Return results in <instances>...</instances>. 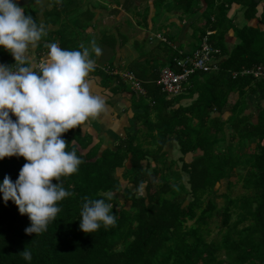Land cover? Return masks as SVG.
Returning a JSON list of instances; mask_svg holds the SVG:
<instances>
[{
    "label": "trees",
    "instance_id": "obj_1",
    "mask_svg": "<svg viewBox=\"0 0 264 264\" xmlns=\"http://www.w3.org/2000/svg\"><path fill=\"white\" fill-rule=\"evenodd\" d=\"M34 1L28 0V6ZM175 1L183 3L177 8L181 19L200 14L202 26L192 25L193 37L198 35L200 44L205 38L218 51L217 71H195L176 96L155 84H144L145 95L137 96L123 80L95 68L112 93H130L125 138L103 148L100 142L91 146V137H81L80 128L63 134L74 141L67 150L74 146L82 163L77 172L60 178L72 195L58 202L61 211L40 235H26L27 215L0 196V264H264V77L239 75L257 65L264 72V33L238 29L227 16L229 6L236 4L245 8L249 20L256 4L205 0L207 8L198 13L196 0ZM66 4L67 12L88 18L78 1ZM47 12L45 23L56 25L59 10ZM228 30L239 39L229 49L223 41ZM70 41L62 37L59 44L65 47ZM169 43L163 44L168 51L164 63L156 64L178 72L173 60L182 56L176 43ZM10 62L11 54H0V64ZM231 72L238 74L233 78ZM171 141V148H178L176 159L165 150ZM24 163L23 157L0 160V182L6 175L14 182ZM222 182L226 191L219 194ZM236 185L240 191L233 195ZM85 198L111 203L116 223L83 233L79 219ZM215 219L218 231L213 235ZM25 247L31 261L20 255Z\"/></svg>",
    "mask_w": 264,
    "mask_h": 264
},
{
    "label": "clouds",
    "instance_id": "obj_2",
    "mask_svg": "<svg viewBox=\"0 0 264 264\" xmlns=\"http://www.w3.org/2000/svg\"><path fill=\"white\" fill-rule=\"evenodd\" d=\"M45 34L19 0H0V48L14 60L11 66L0 64V160L15 156L25 161L14 182L7 175L0 182V196L27 215L26 235L46 232L61 211L58 202L72 195L60 178L77 172L82 160L74 146L67 150L74 141L63 134L106 111L105 98L91 91L87 79L97 66L93 54L99 57L101 47L92 42L90 48L69 50L49 43L46 58L34 70L25 63L26 52ZM116 220L111 203L85 198L79 229L90 234ZM20 255L32 259L27 247Z\"/></svg>",
    "mask_w": 264,
    "mask_h": 264
},
{
    "label": "crops",
    "instance_id": "obj_3",
    "mask_svg": "<svg viewBox=\"0 0 264 264\" xmlns=\"http://www.w3.org/2000/svg\"><path fill=\"white\" fill-rule=\"evenodd\" d=\"M21 1L24 3L20 6H27L30 10L29 14L33 15L32 17L35 22L38 25L42 24L48 32H46L48 34L47 40L38 41L35 46L30 45L28 51L26 52V61L29 65L34 67L37 63L41 61L43 62L46 58L49 51L47 47L49 43L55 42L61 47L59 42H61L62 37L60 35L55 36L54 31L57 29L56 25H47L45 23V18L43 17L45 14L43 12L46 9L45 7L40 8L38 5L39 9L35 7L34 9L30 8L31 6L33 7L36 5L39 0H35L30 6H28V0ZM45 1L47 0H42V2ZM76 1H78L79 9H81L80 12L85 13L88 16V18L85 17L86 22L84 21V23L80 24L85 27V30H83L84 33L86 32L87 37H94L102 49V54L99 57H96L93 54V58L96 60L97 70H100L107 75H114L113 72L115 70H120V68H115L116 64L119 65V63H121L119 67L125 68L124 70L131 71L136 78L140 80L139 82L144 91L143 95H145L143 85H157L160 70L163 67H167V65L158 67L157 65L159 64H155L154 60L156 59L157 63H164V59L168 55L167 47H164L161 42L154 39V33H151L154 27L161 25V21L153 23V20L158 18L155 15V10L159 11V16H161L160 18H164L171 28V30L170 28H167L166 30L161 28L159 31L155 32V35L160 34L167 41L171 42V34L177 31L178 40L176 47L188 56H191L193 51L197 49L200 44V41L197 39L198 35L193 37L195 31L194 29H191L192 25H198V27L202 26L200 14L194 15L192 18L181 19L180 16L182 15L177 8L181 7L183 3L178 4L175 0ZM208 1L213 2L216 5L221 4L220 0ZM195 2L196 7L200 10L198 13H201L207 8L205 0H196ZM155 5L157 6L156 9ZM57 7L61 8L59 5ZM63 8L67 11L68 5L66 4ZM244 11L245 8L239 5L231 4L229 6L227 16L232 25L238 29L243 27L255 28L264 33V0L256 5V13L249 20L245 19ZM37 16L41 18L39 19ZM146 31H150L148 36H146ZM207 33L211 32L208 31ZM113 40L116 43H114ZM145 41L150 43L154 42V46L146 53H143L144 51L142 49L144 47L142 44ZM223 41L227 49L239 43V39L235 37L232 30L225 32ZM108 42L112 43L113 47H116V52H113L115 63L111 68L105 67L106 63L103 62L102 57L104 47L107 48L105 43ZM37 46L41 47L42 50L43 55L40 57H38L36 53ZM62 48L69 50L76 49L71 44ZM34 70H36L35 67ZM87 79L90 83L91 91L94 94H98L105 98L106 111L95 118H90L83 125H81L79 127L81 129L80 136L84 138L91 137V146L96 142H100L101 147H103V144L105 145L104 147L115 145L114 143L119 142V138H125L123 127L127 124L126 114L129 112V108L131 107L130 93L123 90H119L117 93H112V89L109 84L107 83L106 85H103V77L95 75L94 72L89 73ZM124 83L125 87H127L128 83L125 81ZM129 90L131 91L130 87L128 88V91ZM189 101L190 100L184 101V103L188 104ZM232 102V96L230 95L228 99L229 105H232ZM100 133H103V135L101 134V136L104 137L102 140L99 136ZM173 144L174 142L171 141L166 145L165 150L168 151V153H170V149L174 150L175 147L171 148Z\"/></svg>",
    "mask_w": 264,
    "mask_h": 264
},
{
    "label": "rangeland",
    "instance_id": "obj_4",
    "mask_svg": "<svg viewBox=\"0 0 264 264\" xmlns=\"http://www.w3.org/2000/svg\"><path fill=\"white\" fill-rule=\"evenodd\" d=\"M38 5L40 8L45 7L46 8L45 10L48 11L47 13H50V14H54V12H52V10H54V11L59 10L60 17L56 18V20H54L57 23L56 24L57 29H59L58 33L61 34L60 35L61 37L67 36L68 38H70L71 39L70 42H72V44H73V45L72 44L71 45L74 46V48H76L75 50H80V49L82 50V46L90 48L92 42H95L98 45V43L96 42L94 37H92V36L87 37L86 32L84 33V31L81 32V30H80V24L84 23V21L86 22V18L78 17L77 14H75V12L72 9L69 12L65 11V9L63 7L66 5V0H47L45 2H42V0H39V2L36 3V5H34L33 7L31 6L30 8L34 9V7H35V8L39 9ZM58 5L61 8L57 7ZM156 7L157 6L155 5V9H156ZM23 8H24L25 13L30 15L29 14L30 10L27 8V6H24ZM43 12L45 13V11H43ZM155 15L158 18H155L153 20V23H155L157 21L158 22L161 21V25H159L158 27H154L153 31L151 32L152 34L154 33L153 35H155L156 34L155 32L159 31L161 28H163L164 30H166L167 28H170V26L167 24V21H165L164 18H160L161 16H159V11L155 10ZM31 16H33V15H31ZM37 17L39 19L41 18L39 16H37ZM43 17H45V16L43 15ZM111 25H113V24H111ZM105 27H107V26H105ZM170 30H171V28H170ZM146 32H147L146 36H148L150 34V31H146ZM47 33L41 37L40 41L48 39ZM93 35H94V33H93ZM171 35H172V38H170V41L172 43L177 44L178 32L176 31ZM105 44H106L107 48L104 47V49H103V55H102L103 62L106 63L105 67L111 68L112 66H114V63H115V58H114L113 52H116V47H113V45L109 42L105 43ZM142 46L144 47L142 49L144 51L143 53H146L147 51H149V49H151L154 46V42L150 43V42L145 41L142 44ZM4 53H9V52L0 48V54H4ZM154 60H155V64H156L157 60L156 59H154ZM25 63L27 65H29V63L27 61ZM120 64L121 63H119V65ZM119 65L116 64L115 68H120L121 70L125 69V68L119 67ZM157 66L162 67V65H157ZM257 66H259V65H257ZM257 66H254V67H257ZM108 68H106V69H108ZM128 86H129V84L127 85V88H129ZM136 95L138 96L139 94H136ZM101 134L103 135V133H100L99 136H100V139L102 140V139H104V137H102ZM101 143H102V141H101ZM104 146L105 145L103 144V147ZM177 151H178V148L176 146H175L174 150L170 149V158L176 159L177 156L179 155L177 153ZM186 180H187L186 177H183L182 182L186 184ZM225 191H226V184H225V182H222L220 189H219V194H223V193H225ZM239 191H240V186L236 185L235 187H233L232 194L233 195L237 194ZM215 200H216L218 205H220L223 202L222 198L220 196L216 197ZM215 224H217V219H215L211 225V227L213 229V233H212L213 235L218 231Z\"/></svg>",
    "mask_w": 264,
    "mask_h": 264
},
{
    "label": "built area",
    "instance_id": "obj_5",
    "mask_svg": "<svg viewBox=\"0 0 264 264\" xmlns=\"http://www.w3.org/2000/svg\"><path fill=\"white\" fill-rule=\"evenodd\" d=\"M209 33H207L208 35ZM154 39L157 41L169 45L162 35H154ZM173 49H176L173 47ZM177 54L181 55L182 52L176 50ZM218 54L211 45L208 44L206 39H202L201 44L197 49H195L191 56H184L182 59H174L176 67L179 69L178 72H174L168 67H164L160 70L157 80V85L160 87V90L168 96H176L183 90V84L187 82V79L195 71L203 72H215L217 71V64L214 55ZM42 62V61H41ZM39 62V63H41ZM38 63V64H39ZM14 62H10L8 65H13ZM114 75L121 78L123 81L129 84L131 91L136 94L143 95L144 91L141 87L140 80L128 70H115ZM231 77H235L238 73L231 72L229 73ZM239 75H251L254 78L264 77V72L260 66L242 69Z\"/></svg>",
    "mask_w": 264,
    "mask_h": 264
},
{
    "label": "water",
    "instance_id": "obj_6",
    "mask_svg": "<svg viewBox=\"0 0 264 264\" xmlns=\"http://www.w3.org/2000/svg\"><path fill=\"white\" fill-rule=\"evenodd\" d=\"M261 1H263V0H253V2L257 5V4H259ZM21 5V3H19V6Z\"/></svg>",
    "mask_w": 264,
    "mask_h": 264
},
{
    "label": "flooded vegetation",
    "instance_id": "obj_7",
    "mask_svg": "<svg viewBox=\"0 0 264 264\" xmlns=\"http://www.w3.org/2000/svg\"><path fill=\"white\" fill-rule=\"evenodd\" d=\"M19 3H21V4H22V3H24V2H22L21 0H19Z\"/></svg>",
    "mask_w": 264,
    "mask_h": 264
}]
</instances>
